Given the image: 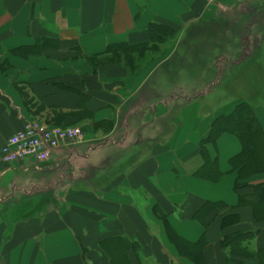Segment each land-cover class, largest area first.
Returning <instances> with one entry per match:
<instances>
[{"label": "crops", "instance_id": "1", "mask_svg": "<svg viewBox=\"0 0 264 264\" xmlns=\"http://www.w3.org/2000/svg\"><path fill=\"white\" fill-rule=\"evenodd\" d=\"M29 119L82 135L0 159V264H264V0H0V147Z\"/></svg>", "mask_w": 264, "mask_h": 264}, {"label": "built area", "instance_id": "2", "mask_svg": "<svg viewBox=\"0 0 264 264\" xmlns=\"http://www.w3.org/2000/svg\"><path fill=\"white\" fill-rule=\"evenodd\" d=\"M81 135L82 130L77 125H49L29 119L5 139L0 147V159L4 163H13L26 157L43 161L62 142L77 140Z\"/></svg>", "mask_w": 264, "mask_h": 264}, {"label": "trees", "instance_id": "3", "mask_svg": "<svg viewBox=\"0 0 264 264\" xmlns=\"http://www.w3.org/2000/svg\"><path fill=\"white\" fill-rule=\"evenodd\" d=\"M241 108V109H240ZM224 129L238 130L243 138V154L261 149L259 124L246 104L238 105L237 110L228 115H219L213 120L210 134L212 137ZM209 134V135H210ZM259 195H264V186L259 188ZM241 241L239 234L232 236ZM226 240V239H225Z\"/></svg>", "mask_w": 264, "mask_h": 264}, {"label": "rangeland", "instance_id": "4", "mask_svg": "<svg viewBox=\"0 0 264 264\" xmlns=\"http://www.w3.org/2000/svg\"><path fill=\"white\" fill-rule=\"evenodd\" d=\"M181 48V47H180ZM180 48H178V50H177V53L178 54H174L173 56H172V61H173V63H175V64H177V65H181V59H182V57H181V54H179V52H180ZM192 58V57H191ZM230 57H226V60H228ZM223 59H224V57H223ZM230 60V59H229ZM230 62H228V61H226V62H224V61H222V67H221V73H222V81H224V83H223V85H222V87L223 88H221L220 90H221V96H219V97H223L224 95L226 96V97H232L233 96V94H231V91H229L230 89H229V87H227V84H229V80H228V75H227V73H228V69H229V67H230V64H229ZM220 64V61H217V65H219ZM194 66V64H192L191 65V67H193ZM201 68H205V66H202ZM201 70L200 69H198L196 72H191L190 73V75H191V77H193L194 78V76L196 77V76H199V78L200 79H202V80H204L205 81V79H207V81H208V79H209V77H208V74L206 73V72H200ZM187 75H189V74H187ZM212 75L213 76H215V77H217V72H215V73H212ZM244 75H245V73H244ZM175 76H177L175 79H181V73H175ZM205 78V79H204ZM197 79V78H196ZM212 79H213V77H212ZM195 80V79H194ZM215 80V79H214ZM195 82L197 83V81L195 80ZM213 81H211V84L212 85H214V86H216V87H218V86H220V83L219 82H213ZM210 88H213V87H210ZM163 111V110H162ZM161 110H159L158 112L159 113H161L162 112ZM162 138V137H161Z\"/></svg>", "mask_w": 264, "mask_h": 264}]
</instances>
